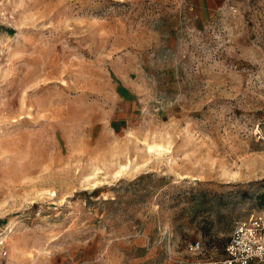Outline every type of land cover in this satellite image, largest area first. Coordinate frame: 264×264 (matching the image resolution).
I'll use <instances>...</instances> for the list:
<instances>
[{
    "label": "rangeland",
    "instance_id": "374dc122",
    "mask_svg": "<svg viewBox=\"0 0 264 264\" xmlns=\"http://www.w3.org/2000/svg\"><path fill=\"white\" fill-rule=\"evenodd\" d=\"M262 210L264 0H0V264H203Z\"/></svg>",
    "mask_w": 264,
    "mask_h": 264
},
{
    "label": "built area",
    "instance_id": "2783aa9c",
    "mask_svg": "<svg viewBox=\"0 0 264 264\" xmlns=\"http://www.w3.org/2000/svg\"><path fill=\"white\" fill-rule=\"evenodd\" d=\"M192 250L202 251L203 243L195 242ZM203 264H264V210L237 224L222 258Z\"/></svg>",
    "mask_w": 264,
    "mask_h": 264
}]
</instances>
